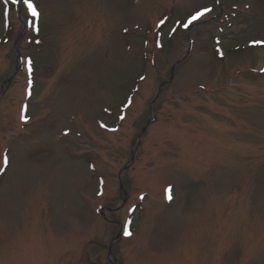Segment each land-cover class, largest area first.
Here are the masks:
<instances>
[{"label":"rangeland","instance_id":"374dc122","mask_svg":"<svg viewBox=\"0 0 264 264\" xmlns=\"http://www.w3.org/2000/svg\"><path fill=\"white\" fill-rule=\"evenodd\" d=\"M32 3L0 0V264H264V0Z\"/></svg>","mask_w":264,"mask_h":264},{"label":"snow or ice","instance_id":"6c2138e0","mask_svg":"<svg viewBox=\"0 0 264 264\" xmlns=\"http://www.w3.org/2000/svg\"><path fill=\"white\" fill-rule=\"evenodd\" d=\"M11 2L13 4L22 3L32 16L37 15V12H36L35 6L32 3V0H11ZM208 11H210V9H204L201 12H197L194 16L191 17V19L189 20V23H191L192 20H195V19L199 18L200 16L204 15V13L208 12ZM185 27H187V25H185ZM5 163H6V160H5ZM170 198L171 197H169V199ZM126 234H128L127 230H126Z\"/></svg>","mask_w":264,"mask_h":264},{"label":"flooded vegetation","instance_id":"af4514ba","mask_svg":"<svg viewBox=\"0 0 264 264\" xmlns=\"http://www.w3.org/2000/svg\"><path fill=\"white\" fill-rule=\"evenodd\" d=\"M106 254H108V250L105 252ZM108 256H109V259L108 260H106V262H102V263H100V264H123V263H121L120 261H118L116 258H115V256H112V255H109L108 254Z\"/></svg>","mask_w":264,"mask_h":264},{"label":"water","instance_id":"95a60500","mask_svg":"<svg viewBox=\"0 0 264 264\" xmlns=\"http://www.w3.org/2000/svg\"><path fill=\"white\" fill-rule=\"evenodd\" d=\"M15 46H16V42H15ZM174 66H175V65H174ZM172 70H173V69H172ZM160 88H161V87H160ZM160 88H159V89H160ZM152 102H153V101H152Z\"/></svg>","mask_w":264,"mask_h":264}]
</instances>
